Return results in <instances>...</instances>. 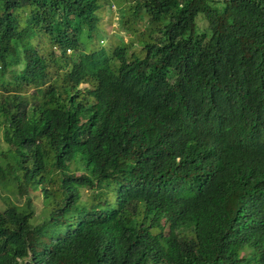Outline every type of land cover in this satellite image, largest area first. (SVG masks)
<instances>
[{"label": "trees", "instance_id": "trees-1", "mask_svg": "<svg viewBox=\"0 0 264 264\" xmlns=\"http://www.w3.org/2000/svg\"><path fill=\"white\" fill-rule=\"evenodd\" d=\"M120 1L0 0V264H264V0Z\"/></svg>", "mask_w": 264, "mask_h": 264}, {"label": "rangeland", "instance_id": "rangeland-1", "mask_svg": "<svg viewBox=\"0 0 264 264\" xmlns=\"http://www.w3.org/2000/svg\"><path fill=\"white\" fill-rule=\"evenodd\" d=\"M109 5L105 4L102 6L101 11H100V22H99V28L101 32V36L104 37L103 39H107L102 43L109 44V45H116L117 44V39H122L124 42H127L129 39L135 38V35L127 34L126 32L123 31V29L119 26V16H118V11L117 9L124 6V3L120 0H108ZM112 4V5H111ZM103 5V3H102ZM202 25V22L200 21L199 23ZM143 25V23H142ZM135 26V25H134ZM134 26L132 27V32L134 30ZM136 29L139 30V23L135 26ZM142 30V29H140ZM98 42V41H97ZM136 46L138 44L136 43ZM17 69L16 71H18ZM11 74L8 72L4 80L10 81ZM81 89L83 88H88V85H81ZM2 92V90H0ZM5 92L6 93H9ZM27 94H36V95H42L44 92L42 88H35L31 87L27 89ZM4 119L0 116V152L5 151L7 149V145L4 142L3 139V133H4ZM15 184H9L7 187H4L0 185V211H2L5 208L4 205V200L5 198L9 199L11 203L15 204L17 207H26V201L24 197H20L16 190H15ZM28 195L29 198L32 199V206L34 209V217L31 220L32 225H37L42 223L43 220L47 219V216L49 214V210L51 211L52 203L54 199L50 200H43V197L41 195V191L39 187H29L28 189ZM91 193L88 190H85L82 193V197L79 201L80 204H87L90 200ZM110 203L114 202V196L110 195V199H108ZM240 257L245 258L248 262H244L243 264H257L258 262V251L256 249L250 248V247H245L244 251H242Z\"/></svg>", "mask_w": 264, "mask_h": 264}, {"label": "clouds", "instance_id": "clouds-1", "mask_svg": "<svg viewBox=\"0 0 264 264\" xmlns=\"http://www.w3.org/2000/svg\"><path fill=\"white\" fill-rule=\"evenodd\" d=\"M111 5H112V4H111ZM105 41H106V40H105ZM103 42H104V41H103ZM103 42H100V44L102 45ZM103 45H109V44L105 43V44H103ZM111 45H112V44H111ZM113 46H114V45H113Z\"/></svg>", "mask_w": 264, "mask_h": 264}]
</instances>
